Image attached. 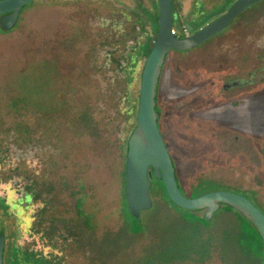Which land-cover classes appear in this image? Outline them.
<instances>
[{
    "label": "rangeland",
    "instance_id": "1",
    "mask_svg": "<svg viewBox=\"0 0 264 264\" xmlns=\"http://www.w3.org/2000/svg\"><path fill=\"white\" fill-rule=\"evenodd\" d=\"M100 1L32 0L22 8L13 28H0V148L4 152L0 159L6 162L0 168V197L16 216L1 210L0 226L8 235L15 229L19 236L24 233L26 247L58 248L64 252V264H259L239 247L243 221L236 210L222 206L211 218L204 213L199 219L203 228L193 222L197 220L193 210L176 206L154 185L152 207L143 210L138 221L128 215L126 159L120 140L125 115L120 117L117 111L124 94L116 85L112 93L103 89L94 76L92 57L87 56L91 51L96 55L95 46L103 41L102 30L91 23H102L110 12ZM120 1L125 6L134 2ZM259 2L200 48L208 52L207 62L216 72L231 66L232 72L236 69L242 74L253 70L252 138L242 135L236 146L230 143L233 136L229 134L228 142H219L231 146L197 147L193 160L184 157L181 137L166 125L167 107L161 126L181 151L176 147L185 187L181 190L186 196L233 191L264 212V0ZM227 7L228 0H220L208 15H218ZM145 15L153 30V18ZM181 23L178 17L173 22L178 29ZM63 30L66 36L70 30L74 32L77 67L56 49V43L67 41ZM143 41L139 40L138 52L143 51ZM213 44L217 50L211 51ZM226 59L229 67L221 65ZM58 62L67 67L70 79ZM70 63L72 67H68ZM167 73L161 91L168 87ZM134 120L136 123L137 115ZM26 152L35 155L36 166L19 159ZM239 154L246 159L241 161ZM27 190H35L34 200L30 195L19 198ZM33 201L37 209L42 207L35 232L32 209L26 205ZM78 201H82L84 213L79 211Z\"/></svg>",
    "mask_w": 264,
    "mask_h": 264
},
{
    "label": "flooded vegetation",
    "instance_id": "2",
    "mask_svg": "<svg viewBox=\"0 0 264 264\" xmlns=\"http://www.w3.org/2000/svg\"><path fill=\"white\" fill-rule=\"evenodd\" d=\"M218 1L220 0H172V28L175 27L173 22L175 21L176 17L181 19L182 27L185 26L187 28L186 33L179 32L172 34L178 38H186L196 34L206 25L224 15L231 5L237 0H228V7L223 12L219 13L218 15L213 14L214 16L209 17L208 12L211 11L212 7ZM260 1L262 2L263 0ZM258 2L256 3L258 4ZM100 3L109 9L110 12L108 16L103 18L104 20L102 23H98L97 25H93V23H91V26H96L102 30L103 41H98V44L95 46L96 55H94L91 51L89 54L87 53V56L92 57L91 66H94L95 71H97V75L94 73V76H97L96 78L102 82L101 86L103 85V89H108L112 93V89L114 85H116L118 89L121 90L120 94H124L121 99L119 110L117 111L120 114V117L125 115L124 122L120 125L123 127V130L125 126V130L122 132L120 138L123 146H125L126 141L127 139L129 141L131 133L133 132L134 126L136 124L134 123V118L137 115V111L135 110L136 112L134 113H131L130 111H132L134 108L133 104H137L138 110V101L136 99H139L140 96L139 82L141 83L142 66L145 64L148 57H146V50L149 48L152 41L154 45L155 40L158 37L157 34V37L153 39L157 28L159 33V2L158 0H150L149 6L138 0H134V2L128 6H125V4L120 0H101ZM256 3L248 6L227 27L197 46L186 50L171 49L165 56L157 87L155 110L159 114L158 125L169 151L170 157L173 161L176 180L180 190L181 186H183V188L185 187L181 180L179 167L177 165V157H179L180 154H177L178 152L176 150H179V147L175 145L173 141L171 142L167 139L164 129L161 126L165 114V107H167L166 125L171 129V131H176L177 135L181 137V140L179 137L177 138L180 140L179 144L182 147H186L183 150L184 157L186 158L192 157L191 159L194 160L195 157L193 156V153L197 147L207 146L209 149L213 145H216L217 147L224 146V144L219 141L228 142L226 137H228L229 134L230 136H233V139L229 140L230 143L232 141L236 144V146L239 144L240 137L242 135H245L247 138H252L250 136V130L252 129L251 127L253 123L254 110L251 95L254 94V89L252 87H254L253 85L255 84L253 70L247 71L245 74L239 73V71L236 69L232 72V66L229 67V60L226 59L221 63V65L228 66L229 68H224L223 70L225 71L220 70L218 71L219 74H217L218 72H216L214 68H211L209 62H207L208 52L204 53L205 49L201 50L200 48L205 47L209 40H212L225 30L231 28L232 25L236 24L243 14H245L253 6L257 5ZM176 4H178L179 8H177ZM144 13L147 15L150 14V16L153 18V30H151V27H149V22L147 21L146 15ZM196 14L199 15V19L196 17ZM196 19L199 21H196ZM63 31L65 32L64 35L66 36L67 32L65 30ZM70 31L72 33H69V36L65 37V40L67 41L56 43V49L58 51H63L64 54L66 53L64 56L67 57V60L69 62L71 61V63L77 67L76 41L73 30ZM60 38H62V36H60ZM141 38L144 39V44L142 47L143 51L138 52L137 50L140 47L139 40ZM196 49L200 50L194 51ZM210 50H217V46L215 44L211 45ZM71 63L68 65V67H72ZM138 64H141L139 72L136 71ZM60 66V69L63 70L70 79L71 75L69 77V72L66 70L67 67L65 68L62 63ZM71 71L72 70L70 69V72ZM165 72H168L166 76V83L168 87L165 89L163 88L161 91L160 87L163 85V75ZM162 77L163 79H161ZM131 87L134 88L131 90ZM130 90L132 93H130ZM123 105H126V107L122 108ZM116 115L117 114H115V116ZM130 129L132 130L130 131ZM228 146L231 145L228 144L224 147ZM123 150L124 156L125 148H123ZM29 154L30 153L26 152L25 156L22 155V158L19 159H22V161L23 159L26 160L27 165L32 164L36 166L37 159L34 158L35 155L33 154V156H30ZM236 156H239L241 161L246 159V157L242 154ZM233 159L239 161L235 156ZM35 166L33 167L35 168ZM193 170L194 169H191L190 171ZM8 189L6 191L7 194ZM14 190L17 192L18 189L14 188ZM33 193H35V190H27V192L19 198L22 199L30 195L32 200H34L35 197L32 196ZM187 197L193 198L194 196ZM26 205L27 207L31 206L30 209H32L34 220L32 230L34 229L35 232V220L38 218L37 212L42 207L40 208L39 206L37 209L34 201L31 205H29V203H26ZM222 206H224L223 208H228L226 204H221L220 208ZM193 211L196 214L195 217H197V220L194 218L193 222L198 224L200 223L199 226L203 227V224L199 221V219L202 218L201 215L205 213V209ZM198 211H202L203 213L197 214L196 212ZM83 215L86 216V218L89 217L86 214ZM38 237H40V234ZM32 238H34V236H32Z\"/></svg>",
    "mask_w": 264,
    "mask_h": 264
},
{
    "label": "water",
    "instance_id": "3",
    "mask_svg": "<svg viewBox=\"0 0 264 264\" xmlns=\"http://www.w3.org/2000/svg\"><path fill=\"white\" fill-rule=\"evenodd\" d=\"M32 0H0L1 26L11 29L18 21L22 8ZM260 0H237L228 11L196 34L178 38L172 34V0H158L160 24L158 37L143 67L136 126L128 141L124 183L125 198L130 212L137 219L142 210L153 205L151 196L154 174L162 179L168 196L174 204L188 210L205 209L211 218L221 204L242 213L260 232L264 242V213L244 195L233 191L218 190L197 197H187L180 190L173 161L158 125L155 110L159 78L166 54L171 49L186 50L197 46L227 27L248 6ZM5 236L0 238V264H4Z\"/></svg>",
    "mask_w": 264,
    "mask_h": 264
},
{
    "label": "trees",
    "instance_id": "4",
    "mask_svg": "<svg viewBox=\"0 0 264 264\" xmlns=\"http://www.w3.org/2000/svg\"><path fill=\"white\" fill-rule=\"evenodd\" d=\"M175 5V4H174ZM177 8H179L178 4H176ZM0 28L2 26L0 25ZM3 29V28H2ZM158 34V28L156 29V33L154 35L155 39ZM153 47V41L151 42L149 48L146 50V57L150 54ZM139 95V94H138ZM137 101L139 99H136ZM134 108L131 113L137 111V104H133ZM136 110V111H135ZM136 126V124H135ZM134 126V128H135ZM128 139L126 141V145L123 146L125 148V159L127 158V150H128ZM2 149L0 148V155L2 154ZM4 153V152H3ZM3 159H0V168L3 166L4 163L2 161ZM152 187L154 185L160 187L164 193V195L172 202L170 197L168 196V193L165 189L164 183L162 179H159L154 174V177L152 179ZM33 197H36V192L33 193ZM197 196V195H196ZM173 203V202H172ZM126 204H128L126 202ZM174 204V203H173ZM176 205V204H175ZM77 206L79 208V211L81 213H84L82 210V201H78ZM177 206V205H176ZM228 208L233 209L231 206L227 205ZM129 208V207H128ZM1 210H5V212L8 213V215H12L15 219L16 216L13 214V212L10 210L9 205L7 204V200L5 198L0 197V212ZM234 210V209H233ZM242 216L243 225L242 229L239 233V247L241 248L242 252L246 254L247 256H250L251 258L255 259L259 262V264H264V242L262 239V236L258 229L254 226V224L248 220L242 213L238 212ZM128 215L133 219L136 220V217L133 216V214L128 210ZM13 217L12 222H13ZM86 218V216H85ZM16 223V226L18 225L19 228L22 230L21 225L17 223V220H14ZM36 221V220H35ZM86 221L90 223V218H86ZM134 231V230H133ZM20 231L13 230L9 235L6 232L5 228L1 225L0 226V238L2 235L5 236V247H4V264H64L66 260L64 259L65 255L62 256V253L60 250H57L56 248L53 249H42L40 244H35L32 247H26L24 245V233H22L19 236ZM135 233H138L134 231ZM37 241V240H36ZM68 257V256H67ZM67 259V258H66ZM67 264V263H65Z\"/></svg>",
    "mask_w": 264,
    "mask_h": 264
},
{
    "label": "built area",
    "instance_id": "5",
    "mask_svg": "<svg viewBox=\"0 0 264 264\" xmlns=\"http://www.w3.org/2000/svg\"><path fill=\"white\" fill-rule=\"evenodd\" d=\"M186 33L187 32V28L185 26L181 27V29H178L177 27H173L172 28V33L176 34V33Z\"/></svg>",
    "mask_w": 264,
    "mask_h": 264
}]
</instances>
